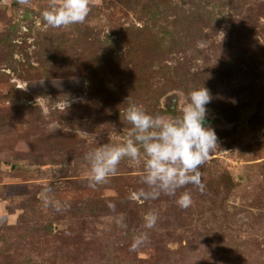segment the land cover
<instances>
[{"label": "rangeland", "instance_id": "374dc122", "mask_svg": "<svg viewBox=\"0 0 264 264\" xmlns=\"http://www.w3.org/2000/svg\"><path fill=\"white\" fill-rule=\"evenodd\" d=\"M59 2L0 1V264H264V0H88L50 28ZM202 86L218 147L189 207L133 199L142 160L89 187L83 157L124 142L129 101L176 116Z\"/></svg>", "mask_w": 264, "mask_h": 264}, {"label": "clouds", "instance_id": "9594fccd", "mask_svg": "<svg viewBox=\"0 0 264 264\" xmlns=\"http://www.w3.org/2000/svg\"><path fill=\"white\" fill-rule=\"evenodd\" d=\"M28 0H20L26 4ZM90 12L88 0H60L50 3L42 16L50 28H67L83 23ZM212 100L205 87L193 89L179 115L166 116L150 114L142 105L129 101L124 119L131 126L127 138L120 144H101L85 153L83 159L88 165L89 187L108 182L118 171L120 162L129 159L143 161L141 188L133 194V199L155 200L161 194L177 197L179 189L193 185L203 189L200 168L218 147V137L208 120V105ZM181 208L192 203L191 193L181 192L176 199ZM113 212L116 205L108 202ZM115 223L126 227L124 216L115 217ZM145 229H154L158 215L153 211L144 217ZM148 233L141 232L133 237L130 251L148 241Z\"/></svg>", "mask_w": 264, "mask_h": 264}, {"label": "trees", "instance_id": "16d2710c", "mask_svg": "<svg viewBox=\"0 0 264 264\" xmlns=\"http://www.w3.org/2000/svg\"><path fill=\"white\" fill-rule=\"evenodd\" d=\"M228 187H229V188H231V186H230V185H228Z\"/></svg>", "mask_w": 264, "mask_h": 264}, {"label": "water", "instance_id": "95a60500", "mask_svg": "<svg viewBox=\"0 0 264 264\" xmlns=\"http://www.w3.org/2000/svg\"><path fill=\"white\" fill-rule=\"evenodd\" d=\"M1 1V0H0Z\"/></svg>", "mask_w": 264, "mask_h": 264}]
</instances>
